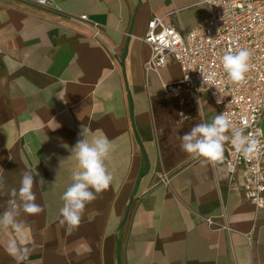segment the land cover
I'll list each match as a JSON object with an SVG mask.
<instances>
[{"label":"crops","instance_id":"1","mask_svg":"<svg viewBox=\"0 0 264 264\" xmlns=\"http://www.w3.org/2000/svg\"><path fill=\"white\" fill-rule=\"evenodd\" d=\"M206 11L203 0H0V212L22 205L25 171L39 173L44 208H18L22 234L0 228V264H17L13 239L30 249L22 264H264V207L244 195L240 173L232 180L224 164L181 149L184 133L219 114L212 98L164 90L182 77L170 54L146 67L151 17L187 31ZM83 126L115 143L114 181L69 233L59 210Z\"/></svg>","mask_w":264,"mask_h":264},{"label":"built area","instance_id":"2","mask_svg":"<svg viewBox=\"0 0 264 264\" xmlns=\"http://www.w3.org/2000/svg\"><path fill=\"white\" fill-rule=\"evenodd\" d=\"M50 5L53 0H32ZM206 13L187 31L179 30L164 16L151 17L143 40L151 46L146 67L157 69L167 63L170 54L179 63L182 77L166 82L164 90L176 93L182 87L194 94L207 92L219 113L225 112L234 126L243 128L259 140V151L245 160L231 142L225 143L222 163L233 180L237 172L244 195L256 207H264V134L261 117L264 113V0H203ZM85 18L86 14H80ZM95 24V23H94ZM247 48L252 52L251 69L246 81L234 84L222 67V57L229 50ZM199 69L215 71L223 92L218 103L217 89L202 87ZM201 89V90H200ZM213 223L210 216L205 217Z\"/></svg>","mask_w":264,"mask_h":264},{"label":"clouds","instance_id":"3","mask_svg":"<svg viewBox=\"0 0 264 264\" xmlns=\"http://www.w3.org/2000/svg\"><path fill=\"white\" fill-rule=\"evenodd\" d=\"M211 3V0H209ZM252 52L247 48H239L235 51L229 50L222 57V67L227 77L234 84L240 85L246 81L247 74L251 69ZM202 77V88L217 89V102L223 101V92L217 83V73L215 71H205L199 69ZM200 89V90H201ZM64 100L62 94L56 95ZM89 129L82 127L76 144L71 147V156L78 162L77 168L72 171L73 181L64 191L61 199L63 206L60 208L62 216L61 224L67 225V231L71 233L78 228L82 222L86 205L97 198V194L102 193L112 186L114 177L106 166V160L110 153L115 150L116 145L106 135H95L89 139ZM231 142L237 152L245 160L259 151V140L246 133L243 128L233 125L225 112L214 116L211 122H201L191 128L182 136L181 149L194 159L203 158L206 163L216 165L222 162L225 154V143ZM31 171L22 174L20 187L18 190L19 200L22 205H18L15 200H10V206L0 212V228L11 229L17 234H22L25 226L18 219L20 215L18 208L22 206L24 213L38 215L44 208L36 203L37 196L34 192V185L37 184L36 177ZM45 180L40 176L39 184H45ZM3 182L0 180V194L3 190ZM11 196H17V190H11ZM6 251L17 260V264H22L30 252L27 242L24 239L17 241L10 240Z\"/></svg>","mask_w":264,"mask_h":264},{"label":"trees","instance_id":"4","mask_svg":"<svg viewBox=\"0 0 264 264\" xmlns=\"http://www.w3.org/2000/svg\"><path fill=\"white\" fill-rule=\"evenodd\" d=\"M0 64H1V62H0Z\"/></svg>","mask_w":264,"mask_h":264}]
</instances>
